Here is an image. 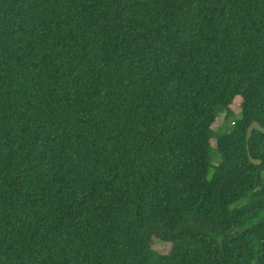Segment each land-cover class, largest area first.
I'll use <instances>...</instances> for the list:
<instances>
[{
    "label": "trees",
    "instance_id": "1",
    "mask_svg": "<svg viewBox=\"0 0 264 264\" xmlns=\"http://www.w3.org/2000/svg\"><path fill=\"white\" fill-rule=\"evenodd\" d=\"M253 121L264 0H0V264H264Z\"/></svg>",
    "mask_w": 264,
    "mask_h": 264
},
{
    "label": "rangeland",
    "instance_id": "2",
    "mask_svg": "<svg viewBox=\"0 0 264 264\" xmlns=\"http://www.w3.org/2000/svg\"><path fill=\"white\" fill-rule=\"evenodd\" d=\"M239 103H240V100L239 98H236L232 104V110L236 113L238 112L239 110ZM222 123V117H221V114L220 116L216 119L214 125H213V128L216 129L218 126H220ZM154 248L160 252H164L167 250V247L165 245H163L162 243L160 242H155L154 243Z\"/></svg>",
    "mask_w": 264,
    "mask_h": 264
},
{
    "label": "water",
    "instance_id": "3",
    "mask_svg": "<svg viewBox=\"0 0 264 264\" xmlns=\"http://www.w3.org/2000/svg\"><path fill=\"white\" fill-rule=\"evenodd\" d=\"M253 130H258V131H260V132H262L264 134V127H262L258 122L253 121V122H251V124L247 128L246 139L249 138V136L251 135ZM249 160L255 165H259L260 164L259 160L253 159L251 156H249Z\"/></svg>",
    "mask_w": 264,
    "mask_h": 264
}]
</instances>
